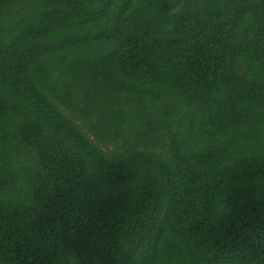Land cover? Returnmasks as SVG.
Listing matches in <instances>:
<instances>
[{"label":"trees","instance_id":"16d2710c","mask_svg":"<svg viewBox=\"0 0 264 264\" xmlns=\"http://www.w3.org/2000/svg\"><path fill=\"white\" fill-rule=\"evenodd\" d=\"M0 264H264V0H0Z\"/></svg>","mask_w":264,"mask_h":264}]
</instances>
